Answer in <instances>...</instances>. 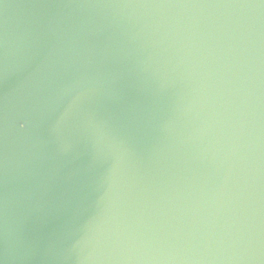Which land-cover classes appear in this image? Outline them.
I'll list each match as a JSON object with an SVG mask.
<instances>
[{"label":"water","instance_id":"obj_1","mask_svg":"<svg viewBox=\"0 0 264 264\" xmlns=\"http://www.w3.org/2000/svg\"><path fill=\"white\" fill-rule=\"evenodd\" d=\"M0 264H264V0H0Z\"/></svg>","mask_w":264,"mask_h":264}]
</instances>
